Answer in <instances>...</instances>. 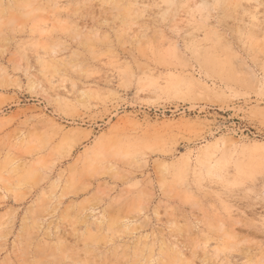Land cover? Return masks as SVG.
<instances>
[{
  "label": "rangeland",
  "instance_id": "obj_1",
  "mask_svg": "<svg viewBox=\"0 0 264 264\" xmlns=\"http://www.w3.org/2000/svg\"><path fill=\"white\" fill-rule=\"evenodd\" d=\"M0 264H264V0H0Z\"/></svg>",
  "mask_w": 264,
  "mask_h": 264
},
{
  "label": "bare ground",
  "instance_id": "obj_2",
  "mask_svg": "<svg viewBox=\"0 0 264 264\" xmlns=\"http://www.w3.org/2000/svg\"><path fill=\"white\" fill-rule=\"evenodd\" d=\"M173 263V262H172Z\"/></svg>",
  "mask_w": 264,
  "mask_h": 264
}]
</instances>
